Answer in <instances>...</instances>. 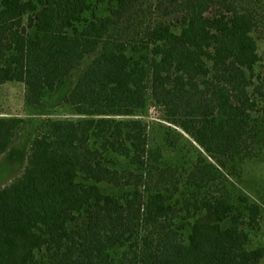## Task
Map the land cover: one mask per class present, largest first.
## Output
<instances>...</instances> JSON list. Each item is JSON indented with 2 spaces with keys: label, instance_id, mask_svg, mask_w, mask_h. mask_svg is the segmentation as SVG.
<instances>
[{
  "label": "trees",
  "instance_id": "obj_1",
  "mask_svg": "<svg viewBox=\"0 0 264 264\" xmlns=\"http://www.w3.org/2000/svg\"><path fill=\"white\" fill-rule=\"evenodd\" d=\"M263 11L264 0H0V85L21 83L25 108L92 56L60 98L79 118L44 120L0 188V264H258L264 210L216 182L207 159L254 151ZM148 101L204 153L185 180L148 146ZM24 122L0 116V156Z\"/></svg>",
  "mask_w": 264,
  "mask_h": 264
},
{
  "label": "rangeland",
  "instance_id": "obj_2",
  "mask_svg": "<svg viewBox=\"0 0 264 264\" xmlns=\"http://www.w3.org/2000/svg\"><path fill=\"white\" fill-rule=\"evenodd\" d=\"M260 10V9H256ZM262 10V9H261ZM213 12L214 9H210ZM264 12V11H263ZM258 52L264 49V26L253 33ZM92 56L85 58L80 67L72 72L69 80L61 91L50 95L41 109L29 110L23 105L24 88L21 83L7 82L0 85V116L17 115L25 122L20 134L8 152L0 156V188L19 176L25 166L29 144L36 128L46 119H78L70 108L60 106V98L69 84L74 81L80 70L89 62ZM147 126V142L150 149L160 153L159 166L170 167L175 171V177L185 180L191 172L201 148L177 126L167 122L161 110L151 101L138 114ZM255 148L249 156H235L218 166L209 158L207 161L218 168L219 179L224 189L232 193H243L258 202L264 210V117L253 115ZM204 154V153H203ZM124 165V161H120ZM187 189L183 187L182 194ZM264 247V213L260 229L251 235L250 246ZM258 264H264V256Z\"/></svg>",
  "mask_w": 264,
  "mask_h": 264
}]
</instances>
